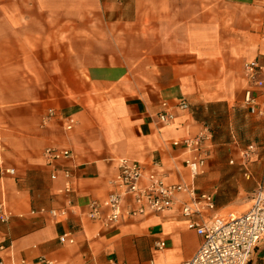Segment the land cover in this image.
<instances>
[{"label":"crops","instance_id":"crops-1","mask_svg":"<svg viewBox=\"0 0 264 264\" xmlns=\"http://www.w3.org/2000/svg\"><path fill=\"white\" fill-rule=\"evenodd\" d=\"M253 59L264 72V0H0V204L12 213L0 222V264L189 260L202 238L181 214L185 195L169 212L123 213L110 226L89 219L87 203L106 198L127 158L213 192L217 213H241L264 184V119L244 102ZM66 115L77 120L69 131ZM205 129L209 155L194 176L172 142ZM250 145L246 178L238 153ZM47 147L70 150L71 192L60 172L50 178ZM63 233L74 242L61 244ZM248 264H264V239Z\"/></svg>","mask_w":264,"mask_h":264},{"label":"built area","instance_id":"built-area-1","mask_svg":"<svg viewBox=\"0 0 264 264\" xmlns=\"http://www.w3.org/2000/svg\"><path fill=\"white\" fill-rule=\"evenodd\" d=\"M243 70L249 83L244 93V102L249 105V113L264 119V72L263 67L255 59L244 63ZM162 109L157 114L159 121L168 124L173 119L167 102L161 104ZM180 109L189 107L185 99L177 104ZM56 112L50 109L47 118ZM64 128L69 131L75 127L77 120L73 115L63 118ZM209 132L205 129L193 137L174 140L172 145L182 147L188 153L184 165L192 175L202 173V167L208 158L207 144L210 142ZM252 145L239 151L240 165L244 175H251L249 164L256 154ZM45 164L51 169L50 178L56 179L60 172L64 178V193L72 191V173L61 166V162L71 157L68 149L47 147L42 153ZM230 164L234 160L229 161ZM117 173L109 181L110 190L103 200L92 199L87 203L86 216L91 220L99 219L106 226L115 224L123 213L136 216L149 213H166L179 203L180 196L185 195L187 201L181 204V214L187 218V228L193 230L202 238L193 256L182 264H248L256 248L264 239V184H259L253 190L249 207L241 213L221 214L215 211L213 192L199 191L187 183H168L164 174L146 171L140 162L127 158L116 161ZM13 173V169L7 170ZM129 199L130 204L123 209V200ZM103 209L107 212L103 214ZM40 213H46L40 209ZM52 217L65 216V208L47 211ZM206 216L207 214H209ZM12 213L5 204H0V222H6ZM206 216V217H204ZM61 244H72L74 238L69 233L59 236ZM159 248L163 243H159ZM4 246L0 244V251Z\"/></svg>","mask_w":264,"mask_h":264},{"label":"rangeland","instance_id":"rangeland-1","mask_svg":"<svg viewBox=\"0 0 264 264\" xmlns=\"http://www.w3.org/2000/svg\"><path fill=\"white\" fill-rule=\"evenodd\" d=\"M249 205H250V203H249L246 207L242 208L240 211H241V212L245 211V210L249 207ZM222 214L224 215V214H226V213H222Z\"/></svg>","mask_w":264,"mask_h":264}]
</instances>
